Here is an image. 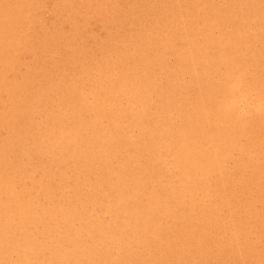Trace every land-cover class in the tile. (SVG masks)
Segmentation results:
<instances>
[{"label":"bare ground","instance_id":"bare-ground-1","mask_svg":"<svg viewBox=\"0 0 264 264\" xmlns=\"http://www.w3.org/2000/svg\"><path fill=\"white\" fill-rule=\"evenodd\" d=\"M0 264H264V0H0Z\"/></svg>","mask_w":264,"mask_h":264}]
</instances>
